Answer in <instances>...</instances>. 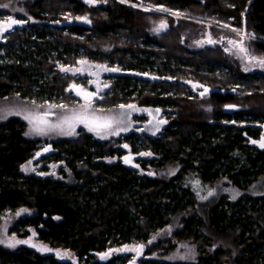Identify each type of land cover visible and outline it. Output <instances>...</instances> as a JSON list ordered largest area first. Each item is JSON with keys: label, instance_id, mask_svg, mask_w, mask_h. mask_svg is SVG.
I'll return each instance as SVG.
<instances>
[{"label": "trees", "instance_id": "16d2710c", "mask_svg": "<svg viewBox=\"0 0 264 264\" xmlns=\"http://www.w3.org/2000/svg\"><path fill=\"white\" fill-rule=\"evenodd\" d=\"M97 1L24 2L34 21L14 26L0 41V98L69 101L73 85L93 86L87 77L62 71L65 64L89 59L118 69L107 76L99 103H135L146 120L160 121L156 134L143 140L154 156L141 159L156 175L107 161L104 156L117 151L113 139L100 141L87 132L54 142L53 153L43 157L64 163L61 178L25 174L20 166L40 151V138L25 135L27 124L14 116L0 122V219L8 209L31 208L11 231L27 236L34 227L41 240L74 253L77 264H264V148L253 143L264 129V76L232 66L219 45L190 49L182 27L154 37L151 18L166 14ZM144 1L209 21L215 32L251 33L249 42L264 53V0ZM7 12L0 8V18ZM193 83L214 89L199 96ZM225 104L242 108L229 113ZM204 184L218 191L201 199L198 186ZM169 224L175 225L172 236L145 250L155 257L131 262L96 256L113 246L145 243ZM185 244L190 254H184ZM0 264L68 263L27 246L0 245Z\"/></svg>", "mask_w": 264, "mask_h": 264}, {"label": "rangeland", "instance_id": "374dc122", "mask_svg": "<svg viewBox=\"0 0 264 264\" xmlns=\"http://www.w3.org/2000/svg\"><path fill=\"white\" fill-rule=\"evenodd\" d=\"M33 0H10L9 2L0 1V5L7 4L9 7L2 9H8L9 12L4 14V17L0 18V24L7 23L8 17H12L15 20L19 21H34L31 16H29L24 7V2H31ZM86 1V0H84ZM123 3L129 4L131 6L142 8L146 11H157L158 13L166 14V16H160L158 18H151L150 24L148 26V31L154 37H159V35L163 32H166L170 27L177 26L182 27V42L188 46L190 49L196 50L199 48H204L208 45L221 46L226 52V56L228 61L235 68L238 67L243 72H251L256 73L261 76H264V67H260L258 64V60H252L251 57L261 58L264 57V53L261 54L255 51L249 40L255 39L252 35H243L241 32H235V36L226 34L224 31L215 32L213 30V23L206 20H199V22H195L193 17L190 19L188 17H183L182 15H173L172 13L163 11L156 7L155 5L146 3L144 0H119ZM94 3H98L95 0ZM90 3V4H94ZM162 8V7H160ZM22 10V11H21ZM171 15L172 18L167 16ZM186 18V19H185ZM164 24L165 27H161ZM223 24V23H222ZM225 24V23H224ZM221 30H225V26L220 25ZM243 31H247L245 28H242ZM8 31L0 32V41L4 40V37ZM249 34V33H246ZM251 34V33H250ZM209 39L214 41L213 43H209ZM243 40V46L248 50V55H245L240 51L239 45H233L230 41H241ZM63 68H71V69H82L80 72H70L76 73L77 75H81L82 77H87L90 85L87 86L85 84H79L80 88L83 90H87L91 93H94V99H82L77 93L71 90L72 97L69 101L63 102H35L32 100L22 99L19 95L15 94L9 97L0 98V122L8 120L11 117H19L27 124L26 133H30L27 135L29 138H40L39 148L35 151H39L42 149H47L51 144L54 149V142L60 141L65 138L75 137L81 132H87L92 135L93 138H96L100 141H105L107 139H113L114 147L117 148V151L113 155H105L104 159L109 162L122 160L125 161V157L130 156V161L133 163L135 169H137L141 174H145L148 176H155V169L152 167H148L147 169L143 168L141 165V159L150 160L154 153L151 148H148L144 145L143 140L148 139L150 136L156 134V130L160 126V121L151 123V120H146V116L144 115L145 110L138 106L135 103H118L114 106H104L99 101L105 95V89L108 87L109 80L107 76L109 74H116L117 71H111L113 67L104 66L101 64H97L91 62L89 59L85 60L84 64L80 65H72L65 64ZM108 69V70H105ZM245 69H248L247 71ZM128 71V70H126ZM115 79V77H114ZM202 86V87H201ZM205 89L207 91L205 92ZM214 88L207 85H202L200 83H193L192 90L198 94L199 96L208 95ZM203 93V94H202ZM90 107L84 108L82 106L89 105ZM53 105H65V107H51ZM124 107H121V106ZM128 105H133L134 107L129 108ZM154 112V111H153ZM16 113H20L17 115ZM44 113H48L46 119L49 124H56L59 121L63 120L65 117H73L78 115H85L88 117L97 116V117H112L114 120L122 121V123H113L110 129H96L93 131L89 130L91 127L90 124L74 122V131L68 127V125H64L63 131L60 129H47L44 133H39L36 131H32V123L29 120H25L24 116L31 114L32 116H43ZM157 114V113H156ZM155 114V115H156ZM148 118V117H147ZM162 125V124H161ZM261 125V123L259 124ZM123 129V130H122ZM72 134H68L69 132ZM119 132V135L115 134ZM158 135V134H157ZM264 140V129L262 131L259 139L256 140V145L260 147V141ZM127 145V147H124ZM264 148V147H261ZM53 153V152H52ZM149 154V155H142ZM33 155L28 161L24 162L20 169L25 174L38 173V174H46L50 175L54 178H61L59 169L64 167V163L60 161H47L43 157ZM29 161L31 163L29 164ZM28 167L29 170H24V166ZM199 195L202 197H210L215 194L218 189L216 187L210 186L209 184H204L198 186ZM209 192H212V195H209ZM27 210L21 212V210ZM17 213H20L17 215ZM33 210L27 206H21L16 209H8L6 210L0 219V239H7L9 237H15V239L19 240H29L31 239L30 244H19L16 247H9L6 244H0L9 249H18L21 246H27L41 254H51L54 255L61 261L67 262L68 264H77V258L69 250L62 248H55L49 245L46 241L41 240L38 237V233L34 227H29V234L27 236H19L18 234L11 231L12 226L18 220L19 217L32 214ZM175 231V225L169 224L164 228L159 229L152 237L147 240L145 243H126L119 246L110 247L102 252L97 253V258L102 261L110 259L115 256H126L131 262H138L139 258H149L155 257L157 254L145 256V250L152 244L156 243L160 239H165L171 237ZM35 233V235H33ZM155 237V238H154ZM154 238V239H153ZM151 241V242H150ZM150 242V243H149ZM32 244H36L38 247H32ZM143 245V248L139 251H118L119 249H123L125 246H137ZM183 245V244H182ZM39 246H46L49 251H40ZM185 252L186 254L188 248L185 244ZM178 250H181L180 248ZM64 253H69L70 255L65 256ZM107 253V256L104 254ZM191 252H189L190 254ZM183 252L181 253V255ZM179 254H170L166 257H177ZM121 262V260H120ZM130 264V263H127Z\"/></svg>", "mask_w": 264, "mask_h": 264}, {"label": "snow or ice", "instance_id": "6c2138e0", "mask_svg": "<svg viewBox=\"0 0 264 264\" xmlns=\"http://www.w3.org/2000/svg\"><path fill=\"white\" fill-rule=\"evenodd\" d=\"M86 2L88 3H94L95 0H86ZM0 7H4L7 8L9 7V5L4 4V5H0ZM161 10L163 11H168L167 9H163L161 8ZM22 11V10H21ZM173 15H182V13L179 12H175L172 13ZM77 20H84L88 23H91L90 20H88L87 17H76ZM26 21H19V20H15L12 17H8V21L7 23L4 24H0V32H6L9 31L11 29H13L14 26L17 25H21L23 23H25ZM161 27H165L164 24L161 25ZM225 27H228V25H225ZM233 31H240L237 29H233ZM243 35H250V34H246V33H242ZM214 41H212L211 39H209V43H213ZM230 43H232L233 45H239L240 51L242 53H244L245 55H248V50L243 46V40L241 41H230ZM250 59L252 60H258V64L260 67H264V57L261 58H256V57H251ZM81 64H84L85 61H80ZM62 71L65 72H80L82 71V69H71V68H61ZM108 70V69H105ZM111 71H118V69H110ZM246 71L248 69H245ZM73 88H75L76 86L73 85ZM202 87V86H201ZM207 91V89H205V92ZM78 94L79 95H83L85 97V99H90L93 95H95L94 93H89V92H85L83 90H78ZM203 94V93H202ZM51 107H60L63 108L65 107V105H53ZM85 109L90 107L89 105H85L82 106ZM121 107H124L123 105ZM127 107L132 108L134 107L133 105H128ZM229 107H234V106H229ZM17 115H19L20 113H16ZM48 116V113H44L43 116H32L31 114L29 115H25L24 119L25 120H29L30 123H32V131H36L39 133H44L47 129H60L61 131H63L64 125H68V127L70 129H72V131H74V122H79V123H86V124H90L91 127H89L90 131L96 130V129H110L113 125V123H122V121L119 120H114L112 117H97V116H92V117H88L85 115H78V116H73V117H65L63 120L59 121L56 124H49L48 120L46 119V117ZM123 130V129H122ZM30 133H25V135H29ZM68 134H72V132L70 131ZM115 134L119 135V132H116ZM253 143H257L256 141H253ZM260 147H264V140L260 141ZM124 147H127V145H125ZM45 151H48V149H45ZM37 155H39V153H37ZM142 155H149V154H142ZM125 162H130V159L128 157H125ZM31 163V161H29V164ZM24 170H29L27 165L24 166ZM199 183V182H197ZM209 195H212V192H209ZM238 195V193H237ZM236 196H233V199H235ZM201 199H206V197H201ZM27 210H21V212H24ZM20 213H17V215H19ZM33 235H35V233H33ZM155 238V237H154ZM153 238V239H154ZM151 242V241H150ZM149 242V243H150ZM31 243V239L29 240H19V239H15V237H9L7 239H0V244H6L9 247H16V245L19 244H30ZM32 247H38L36 244H32ZM143 248V245H137V246H125L123 249H119L118 251H139ZM39 250L40 251H49V249L46 246H39ZM65 256L70 255L69 253H64ZM108 254L105 253L104 256H107Z\"/></svg>", "mask_w": 264, "mask_h": 264}, {"label": "water", "instance_id": "95a60500", "mask_svg": "<svg viewBox=\"0 0 264 264\" xmlns=\"http://www.w3.org/2000/svg\"><path fill=\"white\" fill-rule=\"evenodd\" d=\"M73 90H74V92L75 93H77L78 94V90H83V89H81L80 88V86H76L75 88H73ZM83 91H85V92H89V91H87V90H83ZM89 93H91V92H89ZM79 95V94H78ZM82 99H85V97L83 96V95H79ZM91 100L92 99H94V95L90 98ZM229 106H234V107H229ZM242 107L240 106V105H236V104H226L224 107H223V110L225 111V112H229V113H231V112H234V111H236V110H239V109H241ZM46 149V148H45ZM45 149H42V150H40L38 153H39V155L38 156H41V155H48L49 153H52L53 152V147H52V145L50 144L49 146H48V151H45ZM128 158L130 159V156H128ZM129 164H132V162L130 161V162H128Z\"/></svg>", "mask_w": 264, "mask_h": 264}, {"label": "bare ground", "instance_id": "6f19581e", "mask_svg": "<svg viewBox=\"0 0 264 264\" xmlns=\"http://www.w3.org/2000/svg\"><path fill=\"white\" fill-rule=\"evenodd\" d=\"M226 105V104H225Z\"/></svg>", "mask_w": 264, "mask_h": 264}]
</instances>
